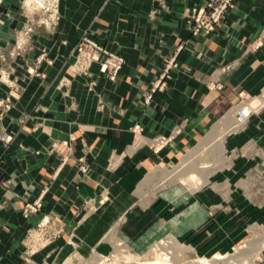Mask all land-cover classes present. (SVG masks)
Returning <instances> with one entry per match:
<instances>
[{
  "label": "crops",
  "instance_id": "1",
  "mask_svg": "<svg viewBox=\"0 0 264 264\" xmlns=\"http://www.w3.org/2000/svg\"><path fill=\"white\" fill-rule=\"evenodd\" d=\"M202 1L62 0L58 27L30 29L25 0H2L0 102L12 104L0 108V264H22L27 235L48 218L53 258L75 250L69 237L81 252L108 247L116 227L136 251L166 233L202 253L244 241L259 207L243 195L256 165L264 174V110L226 139L232 162L217 182L179 199V184L160 181L241 95L264 91V0H237L216 31L194 35L188 11ZM85 30L125 58L116 79L98 62L88 75L72 70ZM159 136L171 140L157 150ZM38 198L39 212L24 216Z\"/></svg>",
  "mask_w": 264,
  "mask_h": 264
},
{
  "label": "rangeland",
  "instance_id": "2",
  "mask_svg": "<svg viewBox=\"0 0 264 264\" xmlns=\"http://www.w3.org/2000/svg\"><path fill=\"white\" fill-rule=\"evenodd\" d=\"M60 1L62 0H39V2L35 0L34 1L25 0L24 4L22 5L23 12L26 13L27 11H29L30 14L34 15V18L28 21V27L30 29H32L33 27L51 28V29H55L56 27H58L62 19V13L60 10V7H61ZM205 1L206 0H203L202 3L197 4L190 11H188L187 21L189 22L190 29L193 28V26H195V24L192 23V14L194 12V9H198L202 7ZM236 3H237V0H234L233 5L229 9H227V11H225V14H223L222 22L220 24H222L225 21L228 13L236 7ZM1 4H2V0H0V6ZM219 4H221L220 0H213V7H211L210 9H207V11L211 13L212 11L215 10V7L219 6ZM200 33H204V32H200ZM84 35H87L93 38L89 30H85L82 36ZM77 55H78V49H77L76 57ZM6 60L7 58L4 59V62H6ZM171 61L172 59L167 64V67L165 68L163 72L162 78H167V76H165L164 74L169 75L170 77V73L168 74L167 71H170V69H168V66L171 64ZM222 69H226V67H223ZM72 70H73V67H72ZM77 73L85 74L83 72H77ZM88 74H85V75H88ZM165 87H166V82H165ZM261 96L264 97V91L261 92L259 95H255L250 98H247L246 96L241 97L238 104L234 107V110H237V108L240 107L242 104H246V103L253 104L256 101V99L260 98ZM2 101L4 102V106H2L1 108H4V109H7L5 107L6 103H8L7 105H10V106L12 104V100L9 97L5 98ZM263 110H264V107L259 110H255L257 112H254L252 116H254V114L258 115ZM225 116L222 119L220 118L214 124H212V126L207 132L195 138L194 143L186 150V152L174 164L172 169H175L176 171H178V173H182L181 174L182 178H178L173 181L164 180L165 172L163 170H167V169L162 168L161 175H160L161 184L163 185L179 184L180 186H178L176 190H174V196L179 197V199H182L186 196L187 189L189 191H194L202 187L208 181H210V183L217 182L219 177L223 176L228 171L227 169L228 167L226 165H228L227 163L231 164L232 159H228V162L226 163V160L224 158L225 154L227 155L226 151L223 155V159H218V155L214 154L210 148H208L207 146L201 145L210 135L213 128L216 127L225 118ZM240 130L242 129L238 128L236 130L228 131V133L226 134L225 140L229 137V135L235 132H238ZM138 144L139 142H137V145ZM225 150H227L226 141H225ZM187 160L189 162L184 163ZM219 160L223 162L222 167L220 168L221 170L220 169L215 170L212 168L197 170V167L201 163L217 164ZM256 168H258L257 165H256ZM256 168L254 172V173H257L256 179H252L250 183L252 184L250 195L244 194L243 196L244 198H247V201L249 202L252 201L251 203H254V205L256 206H259L258 211H257V217L248 223V226L250 225L251 227H247L248 229L247 237L244 239V241L241 244L232 246L230 249L224 252L218 251V252H213V253H202L201 251L197 250L194 247V245H192L191 243L181 241L173 234H170L165 237H159L158 238L159 240L165 241L163 243L155 242V239H154V241L151 244H149V247L143 246L144 248H139L138 251H136L129 243H127L125 240L121 239L118 236L117 231H116L117 227H116L113 230H111L107 234V236L104 237V241L102 243H107L106 241H110V243L108 244L109 245L108 247H106L105 244H102V245L100 244L97 248H91V249L89 248L88 251L81 252L82 245L78 243V241L75 240L74 237H71V238L69 237V241L71 242V245L73 247L74 246L76 247L75 250L73 252H70L65 257H59L60 255L57 257L56 255V257L53 258L50 255L47 256L46 253L44 254V250L49 246L50 244L49 242L53 240L52 238L58 235L59 231L57 229L51 228L50 226L51 220L48 218L47 221L43 219L40 225L37 228H35L32 232H29V234L27 235V236H30L31 241L28 244L27 243L24 244L25 248L23 252L22 264H138V262L140 261L144 262L147 260H154L156 257V252H160V251L163 252L164 250L166 252H170V253L172 252L171 254H169V258H170L169 264H199L197 260L200 257L212 258L218 253H221L222 255H225V256L229 255L227 257L229 259L227 260H230V259L232 260L234 257L240 255L241 253H244L250 250L248 247H245L247 242L256 243L259 241H264V219L261 220V216L264 215V174H263V170L261 167L259 170H257ZM183 170L185 172H183ZM200 181L202 183H200ZM147 182L148 180L144 181L142 185H144ZM231 182H232L231 184L230 183L228 184L229 188H233L237 180L231 181ZM106 198L107 196L102 197V199L100 200V203L105 202ZM39 203L41 204V207H42L40 198L34 200L33 202L32 201L27 202L23 210L24 216H28L32 213L39 212L41 207H39L37 210H32L29 207L32 204H39ZM212 214H213V211H212ZM120 217H122V215ZM169 238L171 239L170 240L171 242H173L174 238L177 242V245L174 248V250L171 249L172 245L168 242ZM26 240H27V237H26ZM157 245H159V247H157ZM258 248L259 249L253 253L251 257V261H253V264H264V245L259 246ZM41 252H43V254ZM39 253H41V255L38 256ZM131 256L133 258L135 257L134 260L132 261L127 258ZM217 264H234V263L233 262L225 263L224 261H218Z\"/></svg>",
  "mask_w": 264,
  "mask_h": 264
},
{
  "label": "built area",
  "instance_id": "3",
  "mask_svg": "<svg viewBox=\"0 0 264 264\" xmlns=\"http://www.w3.org/2000/svg\"><path fill=\"white\" fill-rule=\"evenodd\" d=\"M220 2L221 4L215 7V10L211 13H209L207 9L213 7V0H206L202 7L194 9V12L192 14V23H194L195 26L191 28L193 34L196 35L200 32L211 34L216 30L217 26L222 22L223 14H225V11H227V9H229L233 5L234 0H220ZM77 49L78 55L75 59V63H73L72 65L73 70L76 72H83L85 74H88L91 65L94 62H98L100 64L101 71L110 79L114 80L116 77H118L125 63V59L123 56L109 50L103 44L87 35L82 36V38L78 42ZM172 66H176L175 59H172L168 69H170ZM167 73L169 74L170 71H167ZM164 75L169 77V75ZM158 82V88L163 89L165 87V82L161 80H159ZM241 96L243 97V95ZM151 98L152 96L148 95L147 100H150ZM7 104L8 103H6L5 107L9 109L10 105ZM2 106H4L3 101L0 103V108ZM254 112L256 111L248 113L245 109L239 107L236 113L238 122L246 126L251 115ZM178 131H180V129H178ZM2 139L9 142L11 140V136L4 134L2 136ZM170 139L171 137H157L155 139V149L158 150L163 148L169 143ZM87 170V166L82 167V171L86 172ZM29 207L32 210H37L39 207H41V204H32Z\"/></svg>",
  "mask_w": 264,
  "mask_h": 264
},
{
  "label": "bare ground",
  "instance_id": "4",
  "mask_svg": "<svg viewBox=\"0 0 264 264\" xmlns=\"http://www.w3.org/2000/svg\"><path fill=\"white\" fill-rule=\"evenodd\" d=\"M263 107H264V97H262V96L260 98H258L253 104H251V103L247 104L246 103V104H242L240 106V108L245 109L248 113L253 112L255 110H259V109H261ZM238 108H237V110H235V112L233 111V112L228 113L225 116V118L216 127L213 128V130L210 133V135L201 144L203 146H207L208 148H210L214 154H217L218 155V159H223V155H224V153L226 151L225 150V141H226L225 137H226V134L228 133V131L236 130L238 128H240V129H244L245 128L244 124L242 125V124H240L238 122V118H237V114H236L237 111H238ZM139 144H140V142H139ZM187 162H189V161L187 160L184 163H187ZM222 163L223 162H221V160H219L217 164L201 163L197 167V170L198 169H208V168H212V169L218 170V169H220L222 167ZM163 171L165 172V177L163 176L164 180L173 181L175 179L182 178V176H181L182 173H178V171H176L175 169H172V170L169 169V170H163ZM183 172H185V171L183 170ZM204 176H206V175H204ZM200 183H202V182L200 181ZM198 187H200V186H198ZM170 234L171 233H166V234H163L162 236H159V237H165V236H168ZM158 238L155 239V242H158V243L165 242L164 240H159ZM170 240L171 239L169 238L168 242L172 245L171 249L174 250V248L177 245V242H176L175 238L173 239V242H171ZM262 245H264V241H259V242H256V243L247 242L245 247H248L250 250H248L247 252L241 253L240 255L234 257L232 260L231 259L227 260V259H229V258H227L229 255L225 256V255H222L221 253H218L215 256H213L212 258L200 257L197 260V262L199 264H217L218 261H224L225 263L233 262L234 264H241V263H243V264H253V261H251V257L253 255V253L259 249L258 247L262 246ZM157 247H159V245H157ZM161 250H163V249H161ZM157 251H158V249H157ZM171 253L170 252H166L165 250L163 252L162 251L156 252V257H155L154 260H147V261H144V262L140 261V262H138V264H169V262H170L169 254H171ZM127 258L132 261V260H134L135 257L133 258L131 256V257H127Z\"/></svg>",
  "mask_w": 264,
  "mask_h": 264
}]
</instances>
